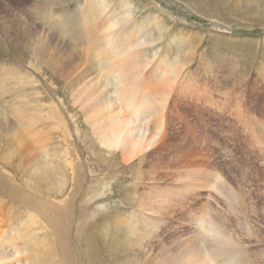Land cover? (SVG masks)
I'll return each instance as SVG.
<instances>
[{"label":"rangeland","instance_id":"374dc122","mask_svg":"<svg viewBox=\"0 0 264 264\" xmlns=\"http://www.w3.org/2000/svg\"><path fill=\"white\" fill-rule=\"evenodd\" d=\"M87 1L48 6L42 0H0V47L4 49L0 53V181L15 186L25 202L31 201L26 204L0 195V240L14 237L12 244L20 251L0 264H33L36 257L43 258V247L55 245L54 228L74 242L75 252L92 246L88 237L98 238L102 245H112L117 237L116 264H162L194 238L198 242L205 236L198 224L204 212L238 242L235 264H264V0L106 1L107 19L128 3V25L140 28V36L153 37L140 50L145 60L139 63L144 67L131 69L132 64H127L129 73L139 72L130 80L134 93L159 85L167 93L151 118L137 116L138 128L160 131L151 148L134 156L120 145H102L98 136L111 122L110 114L95 109L94 94L87 99V89L82 90L97 81L108 83L105 100H118L134 116L121 101L124 95H117L110 73L113 48L106 46L101 33L105 21L99 28L85 27L76 37L79 40L62 37L61 30L50 24L66 7L80 16ZM101 20L104 17L96 22ZM16 39L20 44L28 41L19 63L14 59L20 57L21 46L9 42ZM42 44L58 65L66 50L73 55L80 52L75 56L78 65L68 68L71 75L66 81L51 78L35 59L32 50ZM103 60L109 73L97 70ZM173 62L181 65L183 73L180 70L170 83H158ZM21 90L29 96L21 100H30L36 107L30 111L31 123L23 114L28 125L13 116L18 107L13 98ZM10 120L12 124L6 126ZM75 167H80L79 178ZM43 168L61 193L48 192L45 186L40 188L49 197L39 189L30 190L45 173ZM215 176L220 184L211 186L209 179ZM223 192L236 200L230 203ZM27 195L33 196L34 203ZM58 258L45 261L63 264Z\"/></svg>","mask_w":264,"mask_h":264},{"label":"bare ground","instance_id":"6f19581e","mask_svg":"<svg viewBox=\"0 0 264 264\" xmlns=\"http://www.w3.org/2000/svg\"><path fill=\"white\" fill-rule=\"evenodd\" d=\"M42 1H43V3H45L48 6H53L55 3H57V5L59 4V6H62L63 4L69 3L71 0H69L67 2H66V0L65 1L64 0H42ZM106 1L107 0H88L85 3V5L82 6L83 8H82V13L80 14V16L78 14H74V13L70 14L68 12V8L66 7V11H65V9H62V12L60 13L59 18H57L55 21L51 22L50 24H52V27L54 28V30H56V29L61 30L60 34L62 35V37L66 36L69 40H74V39H76V37L77 38L80 37L82 30H84L85 27L89 26V28H93V27L96 28V26H98V28H99V25L105 21V24L102 27L101 33H102V31L105 33L104 39L107 40L106 46L109 47L110 49L113 48L112 53H110L111 59H109L110 62L113 64L112 70H111V72H110V70H108L109 65H108V62H106L105 60H103L101 62L102 64L100 66H98V68L96 67V65L93 64V62H91V64H92L91 68H92V70H95V71L97 68V70L99 72H101V74L106 73V71L108 73L109 72L111 73V76H113L114 82H115L114 86L117 87V89H116L117 95L119 96L120 92L122 93L121 96L124 95L123 100H121V101L123 103H126V107L131 108L132 114L134 116H130L125 110H123L122 109L123 104H121L118 100L112 101V102H107L105 100V96H103V95L105 93L106 88L108 87V83H107V85H101V84H98L97 80H95L97 82L94 84V86H93V84H92L93 87L90 85L92 91H90V87H89V89L87 88L88 86H85V88H83L82 90L87 89V91H88L87 99H90L89 97L92 96L91 93L94 94L93 101H94L95 109H98L102 113L104 110L105 112L110 114L108 116V120L111 122L110 123L108 122L107 125H105V129L103 128V133H101V136H98V137H101L98 139H100L102 145H104V147H106V148L107 147L108 148H115L118 145H120V147L122 148V151L128 150L127 153H129L130 156H134L138 153H143L147 149L151 148L158 141V138H159L158 135H159V131H160V129H159L158 132L156 130L155 133H153V132L150 133V132H147L144 128L142 129V127L138 128L136 125V123H139L138 121H136L137 116H140L142 118L146 117L147 119L151 118L152 115L154 113H157L159 111V108L162 107V106L157 107V105L160 103V98L162 96L165 97V95L167 93L163 94L164 92L162 91L161 88L162 87L164 88V85L161 87L159 84H157V86L159 85L157 88H155L156 87L155 86V87H153V89L150 88V90L149 89L139 90L136 94L134 93V92H136L135 84L131 83L130 80L134 77V74L139 73V72L134 70V73H129L128 72L129 70L128 69L126 70L127 64L128 65L132 64L131 69H133V67L139 68V67L143 66V62L139 63V61H143V60H145V58L140 53V50L142 49V47L147 46V44L149 43V40H152L153 37L152 36L145 37L146 35L140 36V35H138L140 33L142 34L140 28L135 29V26L128 25V24H130L129 23V20H130L129 8L131 7V5H129L128 3H124L123 6H121L124 9L122 12H119L118 14L115 13L116 15L109 16V17H111V18H109L110 20L107 19L108 17H105V15H104L105 13L107 15V11H106L107 2ZM112 12H114V10L110 11V13H112ZM101 15H102V17H101ZM103 17H104L103 21L101 20V22H96V19H102ZM158 27L160 29H162L160 24L158 25ZM135 32H136V34L134 35ZM113 33H116L117 37H114L115 35ZM76 40H79V39H76ZM20 41H19V39H16L14 41H9L16 48L21 46L17 50L19 53H21L20 57L17 56V58L14 59L18 63L23 60L22 56L24 58V55H26V52H27L25 49L28 48L27 47L28 46L27 40L22 41L23 43L21 42V44H20ZM54 41L55 40L53 38L50 39L51 43H54ZM72 43L77 44V42H72ZM94 44L98 45L99 41L97 40L96 42H94ZM125 45H126V47H129V49L122 50L123 46H125ZM22 46L25 48H22ZM19 49H21V50H19ZM47 49H48L47 45L42 44L40 47L34 48V50H32V53L34 54V57L37 60V62L44 65L45 68L49 71L48 74H50L51 78H53L56 81H59V80L63 81V82L66 81L67 77H70V75H71V72L68 70V68L72 67V69H73V66L78 65L77 63H75L76 62L75 56H77V54L79 55L80 52L79 53L76 52V55H73V52L66 50L67 53H65L66 55L62 59V63L58 65L57 63L55 64V62L53 61L54 59L52 57H50V58L48 57L49 54H48ZM115 49H116V52L113 53V51ZM3 50L4 49L0 47V53L4 52ZM63 51H64V49H63ZM61 53H62V51H61ZM130 53H131V57H129V59H126L125 57L127 56V54L130 55ZM74 54H75V52H74ZM7 56H8V54H7ZM4 57H6V56H4ZM146 59H148V58H146ZM178 62H180V61H178ZM117 63H119L118 66H117ZM147 64H149V63L147 62ZM103 65L107 66L108 68L107 67L103 68ZM180 68H181L180 64L173 62L172 66L171 65L168 66V70L164 71L165 72L164 75L162 74L164 77L160 78L161 80L158 83L163 84V82H166V81H168L170 83V82H172V79L174 81V78H176L177 74H179V71L181 70ZM67 70H68V74L66 72ZM160 73H161V71H160ZM182 73H183V71H182ZM84 76L85 75L82 74V75H80V78L83 79ZM103 77H104V75H102V78ZM48 78H49V76H48ZM111 86H113V85H111ZM127 91L130 93H128ZM164 91H165V89H164ZM25 92H27V91L21 90V92H18V94H16L15 97L13 98V100L18 105V107H15L16 109L13 111V112H15L13 116L15 118H17V122H19V124L21 123L22 125H28L29 124L28 120L31 119L30 116H33V112H30V111L36 110L35 105L32 106L29 104L30 100H28V102L21 100V99H23V97H29V96L25 95ZM27 95H29V94H27ZM158 98H159V100L157 101ZM23 114H26V118H28V120H27L28 122H26L25 119L23 118ZM5 116H7L6 113H5ZM36 121H38V119ZM161 121H162V119H161ZM6 122L8 124L6 126H9L12 124L11 120H10V122L9 121H6ZM30 123H31V120H30ZM30 126H31V124H30ZM31 127H29V128H31ZM133 153H135V154H133ZM3 160H6V159H3ZM43 170L45 173H43V175H40V177H37V179H35L34 186L32 188H30V190H32V192L34 193L37 189H39L38 190L39 192H44L46 194V196H48V197L50 196L48 193L49 191L54 192V193H58V194H59V192L61 193V190L60 189L56 190L52 186V182L49 181L50 173L45 171L44 168H43ZM78 170H80V167H75V175H76L75 177H77V178H79V176H80L79 173L77 172ZM210 174H211V171L208 175H210ZM77 178H74V179H77ZM212 178L209 179V180L213 181L211 186L213 184H214V186L220 184V182H219L220 179L218 176H215ZM78 183H79V181L75 180L74 186H78ZM14 185H16V184H14ZM17 186H19V185H17ZM41 186H45L46 187L45 189L48 192L45 190L42 191L40 188ZM14 187L12 185H8L6 182L0 181V195H2V196L5 195V196L9 197L10 200H12V198H15V199L18 198L19 200H21V202L23 201L26 204L31 203V201L25 202L26 200H24L25 199L24 196L22 197L20 193H19L20 194V196H19L17 193L18 191H16L14 189ZM23 188H25V187H23ZM217 188H219V186H217ZM30 190L28 192L27 191L26 192L29 194V193H31ZM223 193H224V196L227 199V201H229L230 203L231 202L233 203V201H232L233 199L236 200L235 195L231 194L230 192H223ZM27 196L34 203L33 196H29V195H27ZM27 196H25V197H27ZM71 199H72V196L71 197L69 196V202H68L69 204H70ZM35 200H38V197L35 196ZM44 203L48 204V201L47 202L45 201ZM50 206H52V205H50ZM66 214L65 215L61 214L63 219H66V217H67ZM202 218H205L204 219V222L206 223L205 226H203L204 223L201 221ZM211 219L212 218H210L208 216V214H205V212L202 213L201 216L199 217L198 224L201 226V229H202L203 233L205 234V236L200 237V240H198V242H197L196 238H194V242L192 244H185L186 247H183V250H181L177 256L174 255L173 258H171L167 262L163 261L162 264H216V263L220 264V262H221V264H235L234 258L239 257V251L238 250L236 251V249H235L237 247L238 242H236L235 239H233V237L227 236V232L223 228H220V226H218L215 222H213V219L211 221ZM45 221L47 222L46 219H45ZM129 228H132V226ZM64 229H65V227H64ZM134 229L135 228L131 229V231L132 230L134 231ZM53 230H55V232H57L56 234L58 235V236L56 235L57 237H54L55 245L53 247H51L49 244H47L46 247H43L44 248V252L42 251L43 252V258H42V256H40V258L36 257L35 260L33 261V264H47L46 262L47 261L49 262V260L47 258L53 259L57 256L60 258V259L59 258L58 259L61 262H63V264H84V263L85 264H116V260L119 257V252L117 249L119 246L116 247V242L118 241L117 237H116V239L114 238L115 243H113L112 245L111 244L102 245L98 238L88 237L89 245H92V246H89V248H87V250H85V251L77 252V250H76V252H75V249L71 247L72 241L68 240L69 237H63L64 235H62V233L59 231L60 229L54 228ZM2 232H3V230H2ZM8 234L11 235V233H9V232H8ZM13 240H14V237H2V239L0 240V248H1L0 261L8 260L11 256L13 258H15L14 257L15 254H18L20 252L18 249V246L14 247V245L12 244ZM112 241H111V243H112ZM72 244H74V242ZM100 244H101V246H100ZM5 245L11 246L14 249V251L12 253H11V251H7L5 249L6 247H4ZM35 245H37V244H35ZM109 245H111V246H109ZM75 247H77V246L75 245ZM103 250L105 252V255H104ZM120 250H121V247H120ZM32 257L34 258V256H32ZM45 258L47 259V261H45ZM30 263L32 264V262H30ZM22 264H25V262H23Z\"/></svg>","mask_w":264,"mask_h":264}]
</instances>
